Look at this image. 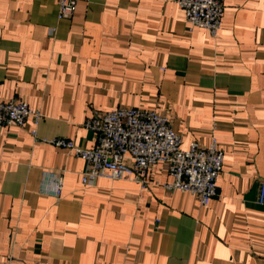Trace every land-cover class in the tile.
Returning a JSON list of instances; mask_svg holds the SVG:
<instances>
[{
  "label": "crops",
  "instance_id": "0c3cea01",
  "mask_svg": "<svg viewBox=\"0 0 264 264\" xmlns=\"http://www.w3.org/2000/svg\"><path fill=\"white\" fill-rule=\"evenodd\" d=\"M217 36L176 0H0V98L42 118L0 131V264H264V0H221ZM118 107L164 113L181 137L224 151L207 206L169 191L164 164L146 187L82 182L87 120ZM61 173L60 196L43 186ZM159 181V182H158Z\"/></svg>",
  "mask_w": 264,
  "mask_h": 264
},
{
  "label": "built area",
  "instance_id": "2783aa9c",
  "mask_svg": "<svg viewBox=\"0 0 264 264\" xmlns=\"http://www.w3.org/2000/svg\"><path fill=\"white\" fill-rule=\"evenodd\" d=\"M59 17L70 18L77 0H58ZM183 9L190 29L206 28L217 36L224 6L221 0H176ZM32 118L36 128L42 113L23 99L0 98V131L5 127L23 126ZM86 126L94 131L91 148L77 145L73 140L54 138L57 146L73 151L86 162L82 182L93 185L100 177L134 180L146 187L149 171L162 163L172 181L161 185L169 191L181 190L195 195L207 206L218 193L217 181L223 168L224 151L214 138L208 146L198 142L181 147L182 137L171 126L168 117L157 110L143 107H118L90 118ZM159 182V181H158ZM63 175L45 172L43 186L60 196ZM258 202L264 204V179L260 182Z\"/></svg>",
  "mask_w": 264,
  "mask_h": 264
}]
</instances>
